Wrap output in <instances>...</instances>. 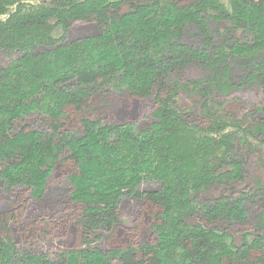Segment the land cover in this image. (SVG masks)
Masks as SVG:
<instances>
[{"label": "trees", "instance_id": "obj_1", "mask_svg": "<svg viewBox=\"0 0 264 264\" xmlns=\"http://www.w3.org/2000/svg\"><path fill=\"white\" fill-rule=\"evenodd\" d=\"M77 23H94L98 33L69 42ZM3 52L16 59L0 70V176L8 189L41 196L67 166L80 242L58 264H264V188L201 199L241 176L238 165L222 173L234 164L237 140L264 156V110L245 128L215 101L236 86L264 90V0H0ZM192 67L209 75L185 82L182 92L194 104L187 110L173 82ZM97 91L154 94L151 121H86L83 134L67 132L69 111ZM32 118L46 132L24 122ZM146 183L159 189L140 194ZM126 197L149 203L155 240L103 250L101 235L116 234ZM259 199L262 213L252 225L261 234L245 235L240 247L213 227L247 222ZM14 221L0 218V264H53L19 246Z\"/></svg>", "mask_w": 264, "mask_h": 264}, {"label": "rangeland", "instance_id": "obj_2", "mask_svg": "<svg viewBox=\"0 0 264 264\" xmlns=\"http://www.w3.org/2000/svg\"><path fill=\"white\" fill-rule=\"evenodd\" d=\"M213 28V34L218 37V26ZM97 33L96 24L77 23L68 31V41L82 40L95 36ZM238 39L240 40V38H235L236 41ZM259 57H264V52ZM14 59L16 57L12 54L0 53V70L9 66ZM208 75L207 71L192 67L183 74L181 82L178 80L173 82L180 92L185 109H194L191 94L182 92L185 82H195L202 78L204 80ZM215 101L224 106L226 113L232 118L233 125L243 123L245 128H252V125L260 121L264 110V90L258 85L244 88L236 86L229 92L217 93ZM154 110V94L138 99L126 94L97 91L80 111L74 109L69 111L65 129L72 134H83L84 122L100 120L109 124L127 122L143 126L149 124ZM197 113L200 114V111ZM24 122L29 123L32 128L45 132L48 128L36 118ZM233 146L231 159L234 164H229L222 173L229 172L235 165H238L242 168L241 176L233 180L218 182L217 185L206 189L201 196L203 202L264 188V156L261 151L256 147L246 146L241 140H237ZM67 173H69L67 166L62 165L54 177L52 176L47 181V187L41 196H35L32 191L23 186L8 189L4 186L0 176V218L4 215H15L16 221L13 223L15 241L30 254L49 257L53 264L60 262L57 256L61 252L77 249L80 242V233L75 224L77 208L68 205L72 185ZM158 189V184L146 183L140 188L139 193L147 194ZM262 203V199H259L257 206L248 207L249 220L247 222H221L213 227L226 231L240 247L245 235L261 234L255 232L252 221L262 213ZM150 207L149 203L143 199L126 197L119 208L120 223L116 234L101 232L102 239L97 246L107 250L120 248L129 242L153 243L155 237L150 228L154 224L155 214L151 213ZM1 257L0 250V261Z\"/></svg>", "mask_w": 264, "mask_h": 264}]
</instances>
